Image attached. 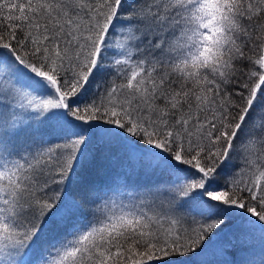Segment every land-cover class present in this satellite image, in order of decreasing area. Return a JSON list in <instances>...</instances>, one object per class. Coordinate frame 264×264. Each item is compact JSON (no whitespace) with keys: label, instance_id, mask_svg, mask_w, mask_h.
<instances>
[{"label":"snow or ice","instance_id":"snow-or-ice-1","mask_svg":"<svg viewBox=\"0 0 264 264\" xmlns=\"http://www.w3.org/2000/svg\"><path fill=\"white\" fill-rule=\"evenodd\" d=\"M0 264H264V0H0Z\"/></svg>","mask_w":264,"mask_h":264}]
</instances>
